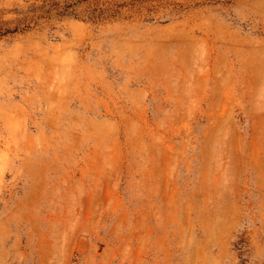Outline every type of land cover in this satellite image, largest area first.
Listing matches in <instances>:
<instances>
[{
	"label": "rangeland",
	"instance_id": "374dc122",
	"mask_svg": "<svg viewBox=\"0 0 264 264\" xmlns=\"http://www.w3.org/2000/svg\"><path fill=\"white\" fill-rule=\"evenodd\" d=\"M118 9L0 39V264H264V0Z\"/></svg>",
	"mask_w": 264,
	"mask_h": 264
},
{
	"label": "trees",
	"instance_id": "16d2710c",
	"mask_svg": "<svg viewBox=\"0 0 264 264\" xmlns=\"http://www.w3.org/2000/svg\"><path fill=\"white\" fill-rule=\"evenodd\" d=\"M147 0H122L121 3L113 0H43L41 4L33 3L21 11V18L14 21L13 29L6 27L0 16V39L10 33L28 31L32 24L44 18H51L53 14L58 16H74L87 21L96 22L104 18L115 17L120 11L119 7L135 5ZM89 3V6L81 9L82 5ZM23 26V27H21ZM21 29V30H20Z\"/></svg>",
	"mask_w": 264,
	"mask_h": 264
}]
</instances>
